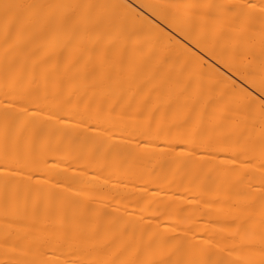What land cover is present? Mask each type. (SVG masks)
Instances as JSON below:
<instances>
[{
  "label": "bare ground",
  "instance_id": "1",
  "mask_svg": "<svg viewBox=\"0 0 264 264\" xmlns=\"http://www.w3.org/2000/svg\"><path fill=\"white\" fill-rule=\"evenodd\" d=\"M264 0H0V264H264Z\"/></svg>",
  "mask_w": 264,
  "mask_h": 264
},
{
  "label": "snow or ice",
  "instance_id": "2",
  "mask_svg": "<svg viewBox=\"0 0 264 264\" xmlns=\"http://www.w3.org/2000/svg\"><path fill=\"white\" fill-rule=\"evenodd\" d=\"M262 99H264V97H262Z\"/></svg>",
  "mask_w": 264,
  "mask_h": 264
}]
</instances>
